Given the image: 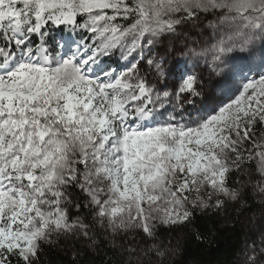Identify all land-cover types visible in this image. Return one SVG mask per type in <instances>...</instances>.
Instances as JSON below:
<instances>
[{"label":"snow or ice","instance_id":"1","mask_svg":"<svg viewBox=\"0 0 264 264\" xmlns=\"http://www.w3.org/2000/svg\"><path fill=\"white\" fill-rule=\"evenodd\" d=\"M258 45L264 0H0V264H173L162 230L249 194L230 264H264V71L230 79Z\"/></svg>","mask_w":264,"mask_h":264},{"label":"trees","instance_id":"2","mask_svg":"<svg viewBox=\"0 0 264 264\" xmlns=\"http://www.w3.org/2000/svg\"><path fill=\"white\" fill-rule=\"evenodd\" d=\"M248 208L237 212H227L225 218L214 213L197 214L188 226L174 227L171 231L162 230L161 236L180 237V250L173 258V264H230L234 249L247 234V218L258 216L260 204L252 194L246 196ZM197 234L206 237L204 242L196 238ZM79 245L77 246V248ZM86 264H100L103 252L99 255L86 252ZM72 254L45 246V264H72Z\"/></svg>","mask_w":264,"mask_h":264},{"label":"rangeland","instance_id":"3","mask_svg":"<svg viewBox=\"0 0 264 264\" xmlns=\"http://www.w3.org/2000/svg\"><path fill=\"white\" fill-rule=\"evenodd\" d=\"M242 55H244L245 57L248 56L247 53L242 54ZM262 55H264V53H262L258 45L257 50L253 57H249L246 59H238L234 61L233 62V74L231 75L230 79H233V80L236 79L241 72L249 73L252 76H256L258 73L264 71V69L261 68V56ZM106 59H108L111 64L116 66L117 61L119 59V53L117 52L115 56L111 58H106ZM121 63L123 62L121 61ZM189 67H191V65H189ZM227 72H228V69H225V73ZM201 73L203 75V81H202L203 95L201 97L196 98L197 103L198 104L201 102L212 103L215 101V98L221 94L220 89L229 86V78H226L225 73H221L220 75L212 74L210 68L207 65H205L203 62H201L200 64V69L196 71L197 75H200ZM185 107L188 108L189 111H191V108H192L191 105H186ZM254 198L259 203V200L255 196ZM231 210L232 209H229L227 212ZM226 214L227 213H223L220 215L223 218H225ZM249 218H251V221H252L251 228L259 229V227L261 226V219H262L261 216L260 215L252 216ZM249 218H247V221H246L247 234L250 233V229L247 226ZM162 238L164 239L165 243L170 242L171 246L177 248L178 250L177 255H178L179 250H180V242H181L180 237L178 236L177 237L175 236L163 237L162 236ZM78 245H79V242H76L75 246L77 247ZM72 247H73V242L61 241L60 245L54 248L57 249L58 251L73 254Z\"/></svg>","mask_w":264,"mask_h":264}]
</instances>
